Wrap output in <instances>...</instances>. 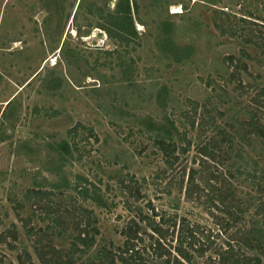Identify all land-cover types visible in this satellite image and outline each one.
I'll return each instance as SVG.
<instances>
[{
  "label": "rangeland",
  "instance_id": "rangeland-1",
  "mask_svg": "<svg viewBox=\"0 0 264 264\" xmlns=\"http://www.w3.org/2000/svg\"><path fill=\"white\" fill-rule=\"evenodd\" d=\"M114 1L94 2L112 10ZM136 2L137 39L117 47L95 28V19L77 9L79 0H0V264H17L24 251L32 264H40L34 254L40 236H27L29 229L54 233L53 245L66 251L70 232H60V223L78 206L93 213L99 235L75 264H87L100 246H120L119 230L134 215L125 210L131 200L120 186L130 177L144 196L136 204L143 212L149 201L165 216L176 214V220L214 236L193 264H211L214 250L233 245L229 238L236 228L256 221V188L246 176L264 168L258 139L233 143L216 163H207L208 173H199L201 187L207 174H230L235 200L251 206L237 227L226 225L221 207H209L205 198L185 200L178 184L183 169L185 182L187 168H197L196 148L209 135L189 126L193 104L198 113L206 104L210 121L222 113L220 128L229 122L236 130L252 116L264 126V103L255 99L264 88V0ZM247 38L257 44L245 43ZM229 56L239 67L229 65ZM75 125L78 130L69 135ZM157 135H171L179 149L171 169L153 144ZM62 140L75 145L72 158L56 152ZM32 188L49 194L37 208L25 199ZM17 215L26 220L25 228ZM255 253L246 255L264 264V251Z\"/></svg>",
  "mask_w": 264,
  "mask_h": 264
},
{
  "label": "trees",
  "instance_id": "trees-1",
  "mask_svg": "<svg viewBox=\"0 0 264 264\" xmlns=\"http://www.w3.org/2000/svg\"><path fill=\"white\" fill-rule=\"evenodd\" d=\"M94 1L96 0L91 1L93 3H86V0H79L77 9L83 8L86 15L95 19V28L103 31L117 47L126 46L129 41L137 39L134 21H136V14L139 8L136 0H115L112 10L106 9L104 6L98 7ZM211 5L213 4L211 3ZM75 15L76 12L73 15V19H76ZM90 26L87 23V27ZM216 27L221 33H224L222 30L225 28L220 23H216ZM260 28L264 32V25ZM76 33L78 36L82 34L80 29L77 28ZM247 39L245 43H254L253 40ZM256 44L257 42L255 41L254 45ZM61 50L59 48V51ZM226 60L233 67H239V64H241L239 60H235L231 56ZM242 68L246 71L244 64ZM231 76L235 77L233 73ZM237 82L241 85L238 79ZM255 99L263 105L264 88L259 91ZM198 109L199 107L193 104L191 114L194 117L189 126L191 128L196 127L197 131L202 130L203 133H208L209 135L203 144L201 143L197 146L196 160L194 161L197 168H187L185 182L183 181L185 169H183L184 174L182 172L178 190L182 191L187 201L199 202L205 198L209 207L211 205L213 207L220 206L221 212H219L226 219V225L237 227L251 206L244 207L239 201L235 200V193L230 183V171L226 178L219 176L214 179L213 173L207 174L205 187L199 185L198 181H202L199 173L202 171L208 173L209 170L206 171L207 163H216V159L220 157V154H223V150L227 152L234 148L233 143L245 142L253 138L264 144V126L255 119V116H252L249 122L239 124L236 130L229 122L226 123L225 127L220 128L217 124V119L223 117L222 113L216 112L210 121L211 116H209L206 104H202L199 113ZM195 116L197 117L196 119ZM77 127L79 125H75L67 133L71 135V133L78 130ZM230 129L235 131L229 133ZM174 131L176 132L175 129ZM89 137L93 138L95 142L97 141L91 130H89ZM153 144L162 155L166 168H173L178 160L177 152L179 149L174 144L171 135H157L153 140ZM57 149L56 152L61 159H65L72 158L76 148L74 144L71 146L68 141L62 140L57 145ZM182 153H186V151L182 150ZM256 170L254 168L252 173L246 176L251 178V181H253L252 185L256 188L257 194L256 198H253L255 203L252 207V218H255L256 221H253L252 225L247 229L236 228L233 236L229 238L233 245L228 244L225 249L219 247L214 250L207 260L211 264H261L257 255H246V253L250 252L257 251L258 253L264 251V168L260 171ZM133 180V177H130L127 186L124 185V181L120 182L121 189L127 193L131 200L130 203L124 204L125 210L134 214L128 218L119 230V235L123 238L122 244L116 247L113 245L100 246L95 251V257L86 261L87 264H153L154 260H159L162 264H193L196 258L204 256V253L211 248L214 239L209 230L204 232L197 225L189 223L184 218L176 220V214L172 217L165 216L162 210L156 211L149 201L146 202V210L143 212V207L136 204L142 201L144 196L140 187ZM212 180L215 181L213 184L210 182ZM204 190H206V193H204ZM79 193L84 198L87 197L85 189H82ZM48 195L45 191L32 188L26 190L25 199L31 208H37ZM72 209V212L68 213V218H65L60 223L62 225L60 232H70L71 244L66 251L57 249L53 245L54 233H47L41 229L37 230V232H33V229L27 230V236H40L34 250L35 257L40 264H75L76 258H82L87 255L96 244V237L99 235V231L93 213L79 206ZM17 217L25 228L26 220H23L19 215ZM60 232L57 235H61L62 233L60 234ZM143 237H146V239H143ZM16 239V236L12 238L13 241H16ZM213 256L214 258H212ZM17 264H32L31 258L26 251L17 256Z\"/></svg>",
  "mask_w": 264,
  "mask_h": 264
}]
</instances>
